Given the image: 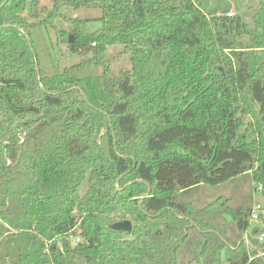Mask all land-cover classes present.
I'll return each mask as SVG.
<instances>
[{"label":"trees","instance_id":"obj_1","mask_svg":"<svg viewBox=\"0 0 264 264\" xmlns=\"http://www.w3.org/2000/svg\"><path fill=\"white\" fill-rule=\"evenodd\" d=\"M244 174L264 205V0H0V264H264L252 193L195 196Z\"/></svg>","mask_w":264,"mask_h":264},{"label":"rangeland","instance_id":"obj_2","mask_svg":"<svg viewBox=\"0 0 264 264\" xmlns=\"http://www.w3.org/2000/svg\"><path fill=\"white\" fill-rule=\"evenodd\" d=\"M42 4L51 6L52 0H41ZM233 1V0H232ZM240 10H243V6H239ZM234 11V10H233ZM62 13L65 14L67 17H78V18H87V17H96L99 15L100 11L97 9H84L80 11H73L69 8H63ZM59 25L64 28H69V23L66 20H62L61 22H58ZM100 25V22L98 20H93L92 22H89L86 27L88 29H94ZM46 37L49 43V46L52 50H57L58 48L62 50L64 54L63 58V64L69 65L75 61V57L72 56L69 53V47H67L65 44H58L56 41V36L52 31H46ZM72 36V35H71ZM73 37V36H72ZM74 42V38L72 39V44ZM120 47H111L109 48V55L114 57L118 55ZM59 51V50H58ZM114 67H127L128 62L127 58L120 57L118 59H115L114 61ZM252 186L253 182L251 181L249 175H239L237 177H234L232 180H230L227 183L218 184L215 186H207L202 185L196 190V195L199 199L203 200H210L219 196H227L232 197L235 202H238L240 199L246 198L249 196V193H252V198L255 199L260 198V194L255 193V190L252 192ZM254 201V199H253ZM227 219H231L229 215L226 216ZM153 227H157L158 223H153ZM219 256L222 259H227L229 257V250L228 248L224 247L219 251Z\"/></svg>","mask_w":264,"mask_h":264},{"label":"built area","instance_id":"obj_3","mask_svg":"<svg viewBox=\"0 0 264 264\" xmlns=\"http://www.w3.org/2000/svg\"><path fill=\"white\" fill-rule=\"evenodd\" d=\"M260 192H261V186L258 185L257 188L255 189V193L260 194ZM253 199H254V201L252 202V205H251V211H250V217H249V226L250 227L260 225L261 219L264 218V205H263V203L260 200L255 199L254 197H253ZM249 231H250V228L247 229L243 235L244 241L246 244H248L247 235H248ZM256 238L259 241H262L264 238V234L261 232V233L257 234ZM77 240H79V239L77 238Z\"/></svg>","mask_w":264,"mask_h":264},{"label":"water","instance_id":"obj_4","mask_svg":"<svg viewBox=\"0 0 264 264\" xmlns=\"http://www.w3.org/2000/svg\"><path fill=\"white\" fill-rule=\"evenodd\" d=\"M73 37L69 35L68 40L69 43L72 42ZM110 229L116 230V231H122V232H127L129 233L132 229V223L129 219H124L121 221H116L114 223H111L108 225Z\"/></svg>","mask_w":264,"mask_h":264}]
</instances>
